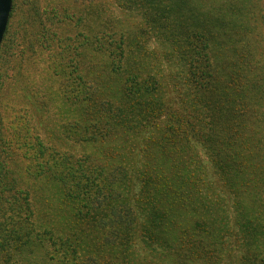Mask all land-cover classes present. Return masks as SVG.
Returning <instances> with one entry per match:
<instances>
[{
    "label": "trees",
    "instance_id": "trees-1",
    "mask_svg": "<svg viewBox=\"0 0 264 264\" xmlns=\"http://www.w3.org/2000/svg\"><path fill=\"white\" fill-rule=\"evenodd\" d=\"M123 1L143 18L116 19L111 34L103 20L85 23L98 51L81 35V52L60 53L98 79L91 91L81 75L80 120L69 110L45 151L36 138L37 160L48 159L47 177L36 166L38 187L50 193V260L264 264V128L239 127L258 63L249 43L223 56L225 29L240 27V3ZM214 41L221 59L213 62ZM25 219L20 246L34 245L39 236L25 232Z\"/></svg>",
    "mask_w": 264,
    "mask_h": 264
},
{
    "label": "rangeland",
    "instance_id": "rangeland-1",
    "mask_svg": "<svg viewBox=\"0 0 264 264\" xmlns=\"http://www.w3.org/2000/svg\"><path fill=\"white\" fill-rule=\"evenodd\" d=\"M121 1L12 0L0 45V264H54L49 258L51 227L46 222L50 193L38 187L40 179L36 166L39 163L44 170L41 178L47 177L48 159L45 154L37 160L36 138L43 139L45 151L53 145L49 136L52 129L67 127L68 121L64 117L69 110H73L70 119L80 120L75 109L78 100L87 94L81 88V84L84 85L80 81L81 75H84L85 82L88 81L91 91L98 79L95 81L92 71L85 74L82 66L77 71V61L64 62L60 53L68 47L74 56L81 52V35L91 39V53L98 51L99 45L93 40L96 32L93 28L86 34L85 23L93 26L103 20L105 33L111 34L116 19L130 23L133 19L143 18L139 9H127ZM208 2L212 6L226 4V0ZM238 2L241 13L233 20L240 22V27L237 33H232L231 25L230 29H225L227 35L223 44L226 45L222 55L230 57L234 52L237 57L243 45L247 47L249 43L252 61L258 63V67L247 86L244 115L239 127L264 128V0ZM101 12L99 18L97 14ZM225 13L231 15L229 11ZM79 20L82 22L77 24ZM230 33L232 35L228 38ZM214 44L215 41L211 46L213 62L221 59L220 48ZM55 71H65L68 78L56 76ZM211 177L216 179L214 172ZM25 193L32 210L26 208ZM27 216L31 222L25 225V232H33L39 239L35 238L34 245L20 246ZM58 248L64 250L60 244Z\"/></svg>",
    "mask_w": 264,
    "mask_h": 264
},
{
    "label": "water",
    "instance_id": "water-1",
    "mask_svg": "<svg viewBox=\"0 0 264 264\" xmlns=\"http://www.w3.org/2000/svg\"><path fill=\"white\" fill-rule=\"evenodd\" d=\"M12 0H0V44L6 29Z\"/></svg>",
    "mask_w": 264,
    "mask_h": 264
}]
</instances>
